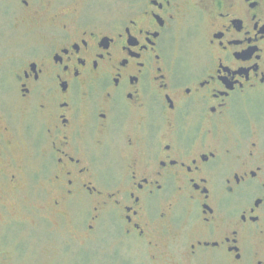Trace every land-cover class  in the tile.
I'll return each mask as SVG.
<instances>
[{
  "label": "flooded vegetation",
  "instance_id": "flooded-vegetation-1",
  "mask_svg": "<svg viewBox=\"0 0 264 264\" xmlns=\"http://www.w3.org/2000/svg\"><path fill=\"white\" fill-rule=\"evenodd\" d=\"M8 205H90L155 264H264V0H0Z\"/></svg>",
  "mask_w": 264,
  "mask_h": 264
},
{
  "label": "rangeland",
  "instance_id": "rangeland-1",
  "mask_svg": "<svg viewBox=\"0 0 264 264\" xmlns=\"http://www.w3.org/2000/svg\"><path fill=\"white\" fill-rule=\"evenodd\" d=\"M13 201L23 200L18 194ZM40 206L8 205L0 213V264H155L145 244L123 239L107 220L88 232L90 205H73L56 220ZM181 261L175 255L168 264Z\"/></svg>",
  "mask_w": 264,
  "mask_h": 264
}]
</instances>
